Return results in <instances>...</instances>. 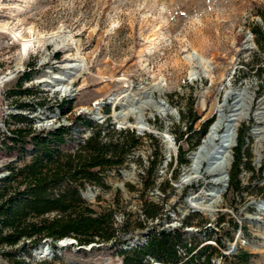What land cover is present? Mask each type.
Masks as SVG:
<instances>
[{"label": "rangeland", "instance_id": "obj_1", "mask_svg": "<svg viewBox=\"0 0 264 264\" xmlns=\"http://www.w3.org/2000/svg\"><path fill=\"white\" fill-rule=\"evenodd\" d=\"M0 82V193L25 188L23 177L4 181L32 160L31 144L7 139L16 130L70 128L61 152L72 155L94 132L102 143L129 141L126 131L138 140L121 166L94 170L99 184L72 185L83 207L111 217L109 240L80 246L72 237L45 238L24 252L2 245L0 264H123L122 251L176 229L185 246L178 264L200 252V262L264 264V0H0ZM63 100H73L77 121L60 115ZM245 113L226 154V192L207 216L186 201L200 187L209 193L216 177L184 189L179 179L201 144L194 146L201 125H223L220 138L227 120ZM219 164L206 161L202 170ZM152 169L155 184L145 188ZM67 183L49 188L60 193ZM45 244L50 257H34ZM13 249L17 257H7Z\"/></svg>", "mask_w": 264, "mask_h": 264}, {"label": "trees", "instance_id": "obj_2", "mask_svg": "<svg viewBox=\"0 0 264 264\" xmlns=\"http://www.w3.org/2000/svg\"><path fill=\"white\" fill-rule=\"evenodd\" d=\"M251 33L255 37V44L260 46L259 39L263 38L260 28L258 26L252 28ZM56 58L60 60L58 54ZM259 71L261 70H256V73ZM72 105L73 100H63L57 103L56 107L61 116L68 115L67 118L75 122L79 116L72 115ZM197 120L198 118H192L186 122L182 138L184 134L192 131ZM210 123L211 120H208L201 125L194 146L204 138ZM126 133L130 136L129 141L102 143L99 139L100 133L94 132L73 155L61 152V147L68 140H72V133L67 127L45 132H35L29 127L23 131L16 130L13 136L7 137L13 146L19 143L22 146L31 144L32 160L29 165L16 173L11 171L9 177L4 180L8 184L15 178L23 177L26 184L21 192L14 191L11 195L0 193V247L2 245L14 247L20 244V251L24 252L35 247L45 238L56 241L64 237H72L80 246L92 243L94 237L103 238L104 241L109 240L113 236L109 233L111 217L96 214L91 209L83 207V202L72 185L81 182L99 184L95 169L104 171L121 166L122 158L138 144L133 132L126 131ZM24 149L22 147V152H25ZM241 149L240 145L234 151L235 177L238 176L243 161ZM179 163L180 165L185 163L183 154L180 155ZM153 172V169L147 172L145 188L154 186ZM65 178L68 180L65 189L60 193H52L49 185H59ZM234 188L237 192L240 190L236 186ZM152 208L146 214L149 218L157 214L155 206ZM49 214L53 216L44 217ZM101 231L103 233H100ZM179 247L185 248L182 246L180 229L173 232L160 231L154 234L145 246L132 247L128 251H122L121 255L124 257L123 264H149V258L161 264H178ZM18 252L17 249H13L6 251L5 254L7 257H17ZM202 254L203 252H200L184 264H211L210 257L200 262ZM14 264H24V262L16 260Z\"/></svg>", "mask_w": 264, "mask_h": 264}, {"label": "bare ground", "instance_id": "obj_3", "mask_svg": "<svg viewBox=\"0 0 264 264\" xmlns=\"http://www.w3.org/2000/svg\"><path fill=\"white\" fill-rule=\"evenodd\" d=\"M24 47H26V44ZM234 116V119L227 120L224 135L220 138L217 135L221 128H223V125L217 122L210 127L207 134L202 139L201 144L189 155V164L184 168L179 179L181 189H184L187 186H193L199 183L201 179L208 175L216 177L212 182L215 187L209 193L205 192L204 188L200 187L186 201L191 208L210 217H212L214 209L219 204V200L222 199L223 194L226 192V178L230 169V165L226 160V154H228L233 147L234 137L239 124L249 119V114L247 113L244 115L236 114ZM140 123L141 122L138 124ZM206 161H209L211 165H214L215 162H220V164L216 168H209V171L203 172L202 165L205 164ZM88 198L90 200L93 199L91 195L88 196ZM33 255L41 259L47 256L50 257L51 252L47 245H41L33 252Z\"/></svg>", "mask_w": 264, "mask_h": 264}, {"label": "water", "instance_id": "obj_4", "mask_svg": "<svg viewBox=\"0 0 264 264\" xmlns=\"http://www.w3.org/2000/svg\"><path fill=\"white\" fill-rule=\"evenodd\" d=\"M83 197H85V195L83 194ZM45 245H47V244H45ZM34 256V255H33Z\"/></svg>", "mask_w": 264, "mask_h": 264}]
</instances>
